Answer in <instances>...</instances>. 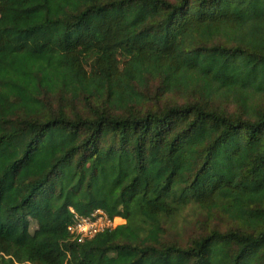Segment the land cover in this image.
Segmentation results:
<instances>
[{
  "label": "trees",
  "instance_id": "1",
  "mask_svg": "<svg viewBox=\"0 0 264 264\" xmlns=\"http://www.w3.org/2000/svg\"><path fill=\"white\" fill-rule=\"evenodd\" d=\"M0 264H264V0H0Z\"/></svg>",
  "mask_w": 264,
  "mask_h": 264
},
{
  "label": "built area",
  "instance_id": "2",
  "mask_svg": "<svg viewBox=\"0 0 264 264\" xmlns=\"http://www.w3.org/2000/svg\"><path fill=\"white\" fill-rule=\"evenodd\" d=\"M116 220L108 218L106 213L100 209L94 210L88 216H75L73 225L69 228L72 236L71 241L81 243L88 238L105 230L112 229L116 225ZM116 223V224H115Z\"/></svg>",
  "mask_w": 264,
  "mask_h": 264
},
{
  "label": "rangeland",
  "instance_id": "3",
  "mask_svg": "<svg viewBox=\"0 0 264 264\" xmlns=\"http://www.w3.org/2000/svg\"><path fill=\"white\" fill-rule=\"evenodd\" d=\"M116 223H117V224H123V223H121V221H119V220H116ZM116 223H115V224H116Z\"/></svg>",
  "mask_w": 264,
  "mask_h": 264
},
{
  "label": "crops",
  "instance_id": "4",
  "mask_svg": "<svg viewBox=\"0 0 264 264\" xmlns=\"http://www.w3.org/2000/svg\"><path fill=\"white\" fill-rule=\"evenodd\" d=\"M119 221H121V223H124V221L123 220H121V219H118Z\"/></svg>",
  "mask_w": 264,
  "mask_h": 264
}]
</instances>
